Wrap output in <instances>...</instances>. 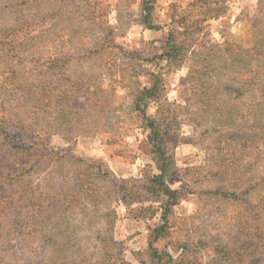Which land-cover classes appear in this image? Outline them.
Returning a JSON list of instances; mask_svg holds the SVG:
<instances>
[{"label": "rangeland", "instance_id": "374dc122", "mask_svg": "<svg viewBox=\"0 0 264 264\" xmlns=\"http://www.w3.org/2000/svg\"><path fill=\"white\" fill-rule=\"evenodd\" d=\"M263 102L264 0H0V264H264Z\"/></svg>", "mask_w": 264, "mask_h": 264}, {"label": "trees", "instance_id": "16d2710c", "mask_svg": "<svg viewBox=\"0 0 264 264\" xmlns=\"http://www.w3.org/2000/svg\"><path fill=\"white\" fill-rule=\"evenodd\" d=\"M146 23V22H145ZM155 89V86L152 88V87H145L143 88V91L140 92L141 95H137L136 98H135V105L136 107L138 108L140 103H141V100L143 99L145 93H151L153 92V90ZM264 105V102L262 103ZM144 106H146V103H143ZM220 104L218 103H215L213 106L210 105V107H215V106H218ZM216 109H219V107H215ZM234 106L231 107V109H229V111L233 114L234 113ZM223 110V109H222ZM252 111V110H250ZM141 114H144L145 113V109L142 108L140 110ZM256 112V115L259 113H262L263 114V118H264V106L263 107H257L256 109H254V113ZM248 115V112L246 114H243V116L240 117V119L243 121L246 119ZM259 118L261 116H258ZM258 119V118H256ZM63 122H62V126H65L67 127V125H71L72 124V121L71 120H67V119H62ZM237 119L234 121L236 122ZM28 123V122H27ZM48 123L49 120H48ZM233 122H229V123H225V124H222L219 126H221L222 129H226V128H229V129H233V130H239V131H242V132H245L247 134L246 136V141H248V143L252 142L251 139H250V134L253 133V132H256L258 130H262L264 129V124L263 125H256L255 123L251 126H247L245 124H243V127H241L240 124H232ZM245 125V126H244ZM46 127L48 128H51L50 124H47ZM24 146L21 142H17V143H11L10 141H7V138L4 136L3 138L0 136V148H5V147H8L10 148L12 151L16 152V153H21V152H24ZM1 152V151H0ZM2 157V156H0ZM65 159L67 160L68 157H57V160L59 159ZM73 159V158H71ZM3 160V159H1ZM75 161H80L82 162L83 159H73ZM84 161V160H83ZM158 163V162H157ZM92 168H94V171L95 173L93 174V179L96 180L97 182H99L100 180L102 181H105L107 182L108 179L106 177H108L109 175L111 176L112 174H110L108 171H107V168H106V164L103 163V162H98V163H94V164H91ZM158 169L160 170V174H158L157 176H154L152 178V181L156 184L159 185L160 187V190H161V193L160 195L164 197V199L162 200V203H163V208H164V216H165V212H167L168 210V207L172 204L175 203V200H176V195L178 194L177 190H173L171 189L169 186L165 185L164 183V180H163V175L165 174V169L164 167H161L159 168L158 166ZM102 177H104L102 179ZM115 193H119V192H116L115 190ZM164 232L165 230L163 228H161Z\"/></svg>", "mask_w": 264, "mask_h": 264}]
</instances>
